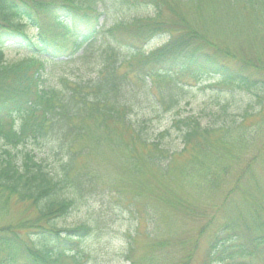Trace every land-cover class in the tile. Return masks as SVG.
I'll return each mask as SVG.
<instances>
[{"label": "trees", "instance_id": "1", "mask_svg": "<svg viewBox=\"0 0 264 264\" xmlns=\"http://www.w3.org/2000/svg\"><path fill=\"white\" fill-rule=\"evenodd\" d=\"M106 1L0 0V138L11 149L31 140L50 142L56 156V164L50 168L30 152L17 157L5 150L7 157L0 158L2 207L17 200L35 208L33 217L0 227V264H87L91 254L85 242L98 233L101 218L70 226L61 225L60 220L98 192L99 176L81 159L92 148L119 145L118 127L130 134L132 148L147 150V162L158 170H167L174 154L191 150L195 170L206 171L220 165L226 155L237 161L241 158L251 142V121L264 110V35L254 55L234 51L188 23L168 21L164 5L170 0H128L133 5H153L155 14L104 29L105 9L101 7ZM111 1L116 5L126 0ZM230 3L234 9L239 7L238 17L243 12L254 17L264 13V0ZM103 33L115 45L109 43L102 50L95 77H62L59 85L46 83L43 71L47 63L84 56ZM165 33L169 35L164 44L144 50L153 37ZM118 46L130 49L129 56L116 59L113 51ZM9 47L25 55L9 61L5 55ZM124 66L129 70L122 71ZM129 74L144 92L153 90L155 82L175 83L186 75L195 79L212 75L213 82L205 88L214 86L232 96L248 95L255 104L249 102L242 110H235L231 103H225L216 115L219 119L212 123H203L194 115L172 117L171 127L178 130L183 144L182 150L172 151L164 143L171 127L151 139L154 133L149 131L147 120L136 123L129 117L138 104ZM154 100L156 105L165 106L163 112L176 107L180 103L177 85L160 92ZM134 164L139 171L140 166ZM218 182L212 180V185L216 187ZM239 182L240 178L231 190H238ZM111 200L110 205L116 208L119 200L116 196ZM126 204L134 206L133 202ZM233 230L223 227L216 234L208 252L210 264L235 258L237 264H264V220L254 215L245 240ZM132 241L130 238L123 251V260L136 264Z\"/></svg>", "mask_w": 264, "mask_h": 264}, {"label": "rangeland", "instance_id": "2", "mask_svg": "<svg viewBox=\"0 0 264 264\" xmlns=\"http://www.w3.org/2000/svg\"><path fill=\"white\" fill-rule=\"evenodd\" d=\"M111 2L108 0L104 3L106 6L101 7L105 9L102 18L104 29L117 22L155 14L153 5H133L128 0L117 2L116 5ZM230 2L170 0V3L164 5V13L170 22L178 20L188 23L224 47L254 55L262 42L261 36L264 35V13L254 17L243 12L238 17L236 14L239 7L236 6V11ZM168 35L165 33L153 37L143 46L144 50H153L164 44ZM110 42L109 35L103 33L84 56L81 54L74 59L47 63L43 71L46 83L59 85L62 77H95L100 69L102 50L110 44L115 45ZM113 52L117 54L114 55L116 59L121 60L128 57L131 50L118 46ZM5 55L9 61H14L21 59L25 52L9 47L5 49ZM121 70L128 71L129 68L124 66ZM129 77L138 103L133 106L129 117L136 123H139L138 120H147L149 131L154 133L151 134V139L170 128L174 116L182 118L181 116L194 115L203 123H212L219 119L216 115L225 103H231L235 110H242L249 102L255 104L248 95L232 96L214 86L205 88L213 82L212 75L204 74L199 79L186 75L176 79L175 83L169 80L155 82L153 90L149 92L141 89L142 86L135 82L133 74H129ZM147 83L150 85L149 81ZM175 84L180 103L163 112L162 108L165 106L156 105L154 97ZM251 122V142L242 150L241 158L237 161L226 155L220 160V165L212 166L211 170L206 171L195 170L191 150L174 154L167 170H158L147 162L146 149L132 148L130 134L121 127L117 129L119 145L105 144L92 148L89 154L82 157L81 162L89 164L91 170L99 176L101 186L93 197L85 199L82 206L60 220L61 225L70 226L101 218L98 233L85 242L91 254L87 264H130L123 260V251L130 238L133 240V258L136 264H210L208 252L211 242L223 227L228 232L238 230L241 240H245L254 224V215L257 214L264 220V110ZM91 123L89 127H92ZM178 133L177 129L171 127L170 133L164 135L167 149L182 150L183 144L178 139ZM85 139L84 143L90 145ZM50 145V142L31 140L11 149L0 138V158L7 157L5 150L16 153L17 157L30 152L35 160H43L50 168L56 164V156ZM134 163L140 166L139 171L135 170ZM238 178V190H231ZM216 179L219 182L214 187L212 180ZM113 196L120 201L116 208H112L109 203L113 202ZM1 199L0 196V202ZM173 201L181 205L172 206ZM130 202L134 206L126 204ZM34 215L35 208L29 202L13 200L6 207H2L0 203V227L16 224ZM263 260L264 254L261 255L264 263ZM237 263L238 258L214 260L212 264Z\"/></svg>", "mask_w": 264, "mask_h": 264}]
</instances>
